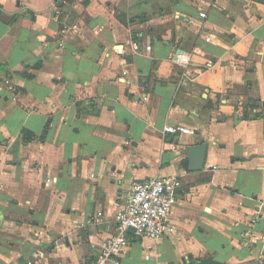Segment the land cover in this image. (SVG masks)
I'll return each instance as SVG.
<instances>
[{
	"label": "crops",
	"instance_id": "0c3cea01",
	"mask_svg": "<svg viewBox=\"0 0 264 264\" xmlns=\"http://www.w3.org/2000/svg\"><path fill=\"white\" fill-rule=\"evenodd\" d=\"M158 176L171 232L120 264H264V0H0V264H92Z\"/></svg>",
	"mask_w": 264,
	"mask_h": 264
},
{
	"label": "built area",
	"instance_id": "2783aa9c",
	"mask_svg": "<svg viewBox=\"0 0 264 264\" xmlns=\"http://www.w3.org/2000/svg\"><path fill=\"white\" fill-rule=\"evenodd\" d=\"M204 17V13L199 14ZM72 28H76L73 26ZM62 32L68 31L64 27ZM207 40H209L207 38ZM137 49L136 43H132ZM150 50V47H146ZM169 59L179 62L178 53L171 52ZM184 66L186 65L183 64ZM8 89L13 91L14 87L7 82ZM15 96L13 97V101ZM243 105V101H238V106ZM236 112H239L237 110ZM163 132L168 134L190 133L191 130L184 126H164ZM167 145V143H166ZM172 150H176V144H168ZM181 182L175 176L153 177L146 180H132L128 188L127 203L115 216L116 232L110 236L104 244L97 258L92 264H120L118 256L127 243L129 228L133 229L134 236L138 238H148L151 240H161L162 237L171 232L168 226V216L176 203V192L180 188ZM101 215V213H98Z\"/></svg>",
	"mask_w": 264,
	"mask_h": 264
},
{
	"label": "water",
	"instance_id": "95a60500",
	"mask_svg": "<svg viewBox=\"0 0 264 264\" xmlns=\"http://www.w3.org/2000/svg\"><path fill=\"white\" fill-rule=\"evenodd\" d=\"M206 150L207 143L205 141L188 146L183 153L185 160L181 164L182 167L189 171L201 170L204 165ZM128 231L132 233L133 229L129 228Z\"/></svg>",
	"mask_w": 264,
	"mask_h": 264
}]
</instances>
